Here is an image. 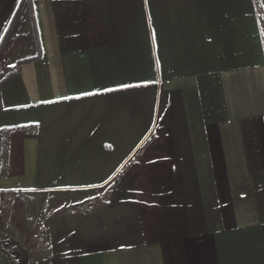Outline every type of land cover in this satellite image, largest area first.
Listing matches in <instances>:
<instances>
[{
  "label": "crops",
  "instance_id": "1",
  "mask_svg": "<svg viewBox=\"0 0 264 264\" xmlns=\"http://www.w3.org/2000/svg\"><path fill=\"white\" fill-rule=\"evenodd\" d=\"M28 12L0 193L63 197L35 229L0 202L21 263L264 264V0H0V47Z\"/></svg>",
  "mask_w": 264,
  "mask_h": 264
},
{
  "label": "rangeland",
  "instance_id": "2",
  "mask_svg": "<svg viewBox=\"0 0 264 264\" xmlns=\"http://www.w3.org/2000/svg\"><path fill=\"white\" fill-rule=\"evenodd\" d=\"M18 19H20V17H18ZM21 19H22V23L21 24L19 23L20 25L18 24L17 28L15 26L16 23L14 24L13 27H15L16 30L13 33V35L10 33L11 34L10 36L9 34V37L5 42L6 45L9 39L11 38L7 47L8 49L4 51V47H3V49L1 50L4 54L3 57L0 58L1 59L0 74H2L1 72H3L4 70H6L8 60L13 62L15 59H18L19 57H22L31 51L30 47L33 45V41H32L33 35L29 27V19H30L29 12L26 15V17L23 18L21 17ZM17 20L15 22H17ZM4 67L5 69L3 70ZM62 197L63 195L61 196L59 192L31 193L28 194L26 197L27 203L24 201L23 202L20 201L19 204L17 202V205L14 206L13 204L14 201L16 200L14 199V197H10L5 193H0V202L11 201L9 207L11 214L12 212H15V216L16 217L19 216V218L17 219H19L20 221L22 219L25 221V223H26V219H28L27 227H32L35 229L36 226L39 228L43 227L42 223H44V221L48 217L53 215V213L59 210V207L54 208L53 205L55 204L56 201H59ZM38 220H40L39 223L41 225H39ZM7 233L12 237H14L15 239V241L11 240L12 242L3 240L4 242H6L7 245L8 243L9 245L10 243H12L13 245L12 247H15V250H19L18 245H20L21 247L24 246L23 244L25 240L23 241V239H21L23 237L21 236L19 239V232L17 231V229H15V227H11V230Z\"/></svg>",
  "mask_w": 264,
  "mask_h": 264
},
{
  "label": "built area",
  "instance_id": "3",
  "mask_svg": "<svg viewBox=\"0 0 264 264\" xmlns=\"http://www.w3.org/2000/svg\"><path fill=\"white\" fill-rule=\"evenodd\" d=\"M0 264H22L19 256L3 240H0Z\"/></svg>",
  "mask_w": 264,
  "mask_h": 264
},
{
  "label": "trees",
  "instance_id": "4",
  "mask_svg": "<svg viewBox=\"0 0 264 264\" xmlns=\"http://www.w3.org/2000/svg\"><path fill=\"white\" fill-rule=\"evenodd\" d=\"M24 3V2H23ZM23 3L21 4V6H23ZM4 43H5V40H4V42H2V45H1V47H0V52H1V48L3 47V45H4ZM78 202H70V201H68V200H66L65 202L63 201L62 203H61V206H63V207H67V208H75V206H76V204H77Z\"/></svg>",
  "mask_w": 264,
  "mask_h": 264
}]
</instances>
